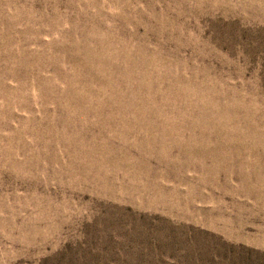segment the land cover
I'll list each match as a JSON object with an SVG mask.
<instances>
[{
  "label": "rangeland",
  "instance_id": "obj_1",
  "mask_svg": "<svg viewBox=\"0 0 264 264\" xmlns=\"http://www.w3.org/2000/svg\"><path fill=\"white\" fill-rule=\"evenodd\" d=\"M0 264H264V0H0Z\"/></svg>",
  "mask_w": 264,
  "mask_h": 264
}]
</instances>
